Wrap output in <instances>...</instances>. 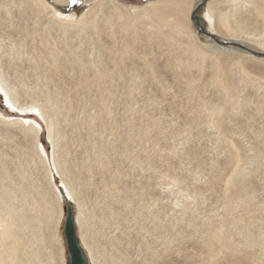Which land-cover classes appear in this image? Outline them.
I'll return each instance as SVG.
<instances>
[{
    "label": "rangeland",
    "instance_id": "obj_1",
    "mask_svg": "<svg viewBox=\"0 0 264 264\" xmlns=\"http://www.w3.org/2000/svg\"><path fill=\"white\" fill-rule=\"evenodd\" d=\"M116 1L144 6L157 0ZM209 1L194 0L189 29L178 38L188 54L196 47L205 52L186 71L188 54L148 38L143 21L125 28L137 13L105 19L97 9L101 22L63 37L47 33L53 16L23 11V0H0V75L17 88L21 105L43 100L44 91L59 106L49 110L56 147L47 139L45 114L21 116L42 127L54 181L18 128L0 120V170L6 171L0 185L16 190L12 204L33 220L36 209L22 189L34 193L40 185L58 209L56 186L79 180L72 208L77 216L81 203L88 218L84 229L101 264H264V53L252 55L240 47L243 39L211 33ZM55 6L76 19L93 4ZM192 15L218 41L204 35ZM216 73L231 101L218 130L209 125L212 110L228 95L214 83ZM3 101L0 96V112L19 117ZM230 144L240 151L238 164ZM62 206L64 211V201ZM57 214L49 238L43 226L35 233L48 255L69 264L66 214L59 223ZM221 224L229 248L211 251ZM97 231L105 234L99 240Z\"/></svg>",
    "mask_w": 264,
    "mask_h": 264
},
{
    "label": "bare ground",
    "instance_id": "obj_2",
    "mask_svg": "<svg viewBox=\"0 0 264 264\" xmlns=\"http://www.w3.org/2000/svg\"><path fill=\"white\" fill-rule=\"evenodd\" d=\"M79 1L84 5L93 4V7L84 11L76 19H72V15H66L58 7L55 6L58 5L61 7H65L70 4V0H54L55 5L50 4L47 0H23V4H25V6L23 7V11L32 12L37 15L47 13L53 16L54 18H56V20L52 21V19H50L48 21L47 33L50 34L52 33V31H55L63 37H65L69 33H72L73 31H76L78 28L83 31L85 28L95 23L101 22L102 20L100 18L96 19L97 15L95 14V11L97 9L105 14L104 18L107 17L111 19L114 17L119 20H127L130 17V13L133 12L137 13L138 15H136L135 18L127 20L128 22L125 26L126 29L135 27V24L143 21V28L149 30L148 33L150 32L148 34V38L159 40L161 43L175 48L176 51H183L185 53L188 52L185 48V43H183L178 38L179 36L185 34L186 28L189 29L188 22L190 19L191 7L193 6L194 0H157L150 1L144 6L124 5L117 2L116 0ZM57 13H59L62 17H66V19H61L57 16ZM207 15L212 21L211 23H209L211 33L215 35H217V33H220L221 35L228 37L230 41L240 42L241 39H243L245 41V44L240 45L241 48H245L255 56L263 55L264 0H210L207 3ZM56 21H58V23ZM258 29H261L262 31L260 33H256L255 31ZM215 35L212 36L216 38ZM41 41H48V37L43 36ZM248 42L251 44H249ZM257 51H260L261 53ZM52 54L57 56L56 52H52ZM188 56L189 60L186 65V71H189L191 67L199 65V62L204 60L205 52L202 49L196 47L194 50L190 51ZM213 81L221 88L222 92H224L225 95L229 94L228 88L223 83L219 73H216L213 76ZM0 90H2V95L0 96L3 98V100L7 99L10 103L13 104L14 107L20 109V111L17 112L12 111L13 113H17L16 115H19V117L4 116L0 112L1 122L9 125L10 127H15V129L12 128L14 130L18 128L16 131L18 132L17 134H19L23 139L29 141V143L33 145L38 153L39 158L41 159V162L48 171L49 180L53 182L54 175L52 173L49 160L46 156L45 149L40 141V136L43 131L42 127L40 126V128L37 130L35 127V124H38L37 122L31 119L27 120L25 118H22L21 116H23L22 112L28 111V109L31 108H36L41 114H45L48 117L47 139L52 144H54V147H56L57 145L54 142L53 136L54 123L52 120L53 118H51L49 115V110H51L50 108H56L59 110L57 100H52V98L48 97L47 93L41 91L45 96L43 100H37V98L34 97V99H32V97H30L32 99L31 101L29 100L30 106H28L29 104L21 105L19 103L20 99L17 97L18 94L16 93L17 88L16 90H14L11 86H9L4 77L1 75ZM229 95L224 97V103L222 105H217L212 110L213 118L211 119L209 125H211V127H214V129H220V118L224 112L225 105L228 103L227 98L229 97ZM230 103L231 101L228 104ZM5 106L7 107L6 104ZM94 116L96 117V115ZM29 120L33 121L34 123H25V121ZM229 147L232 152L233 160L236 164H238L242 157L239 149L233 144H230ZM41 149H43V151H41ZM98 157H100V155ZM54 167L55 170L59 172H61L63 168V162L60 161L56 155L54 157ZM3 169L5 168H1L0 170V177L3 175V172H6L3 171ZM78 183L79 180H63L62 183L64 195L67 197V199L68 196L71 195L72 199L68 200L72 203H74L75 200V184ZM34 189V193H28V191L22 189L23 195L26 196L27 200L36 209L37 215L35 219L32 220L27 217V215L20 212V210H17L12 204V199L18 198V196L12 194V192H16V190H13L12 187L4 186L3 184L0 185V264H66V261H64L62 258L58 261L54 255H48L44 249V239L40 238V236L35 233V229L37 226H43L48 238L52 235L54 213L56 211L58 212L57 218L55 217L57 221H55L59 223L64 215L62 204L65 196L62 194L61 188L59 186H56V193L54 195V198L57 201V209L54 206V202L52 201L49 193L44 191L40 185H35ZM75 218L77 229H79L78 235L80 237L81 244L86 251L89 264L90 261L91 264H101V261L96 259L97 255L96 257L94 255L96 253H94L92 250L93 248L91 247L92 245L90 244L88 237L89 234L85 232L86 218L84 216V209L81 203H78V212ZM86 220L88 222V218ZM28 231L29 238H27ZM104 235L105 234L103 232L99 233L98 231L94 234V236L98 238L96 240H99V237H103ZM110 242V245L114 246L113 240H111ZM229 245L230 243L227 235L225 234L224 224H221V226L214 232V235L210 240L209 248L211 251H213L215 248H219L220 250L228 249ZM216 255L218 254L216 253ZM111 258L112 260L114 258L112 254Z\"/></svg>",
    "mask_w": 264,
    "mask_h": 264
},
{
    "label": "water",
    "instance_id": "obj_3",
    "mask_svg": "<svg viewBox=\"0 0 264 264\" xmlns=\"http://www.w3.org/2000/svg\"><path fill=\"white\" fill-rule=\"evenodd\" d=\"M192 19L197 22V25L200 28V31L208 36L214 38L209 31H205V29L200 25L199 18L192 15ZM61 188V187H60ZM61 192L64 195V190L61 188ZM65 196V195H64ZM64 212L66 214V219L63 225V234L65 237L66 245H67V254L69 264H89V260L86 254L84 247L81 244L80 237L78 235V229L76 226V216L74 214L72 208V202L64 197Z\"/></svg>",
    "mask_w": 264,
    "mask_h": 264
},
{
    "label": "snow or ice",
    "instance_id": "obj_4",
    "mask_svg": "<svg viewBox=\"0 0 264 264\" xmlns=\"http://www.w3.org/2000/svg\"><path fill=\"white\" fill-rule=\"evenodd\" d=\"M78 2H79V0H70V3H72V4H76ZM57 16L60 17L61 19H66V17L60 16L59 13H57ZM72 19H75V18L73 17ZM205 19H207L209 23L212 22L211 19H210V17L207 14H205ZM0 92H2V90H0ZM3 103L6 104L7 107L9 109H11L13 112L20 111L19 108L14 107L13 104L10 103L7 99H5L3 101ZM28 111L34 113L36 116H40L41 115V113L36 108L28 109ZM25 123H27V124H33L34 122L29 120V121H25ZM35 127L38 130L40 128V125L39 124H35ZM41 151H43V149H41ZM61 188H63V185H61ZM68 199H70V200L72 199L71 195L68 196ZM177 206H179V204H177Z\"/></svg>",
    "mask_w": 264,
    "mask_h": 264
}]
</instances>
